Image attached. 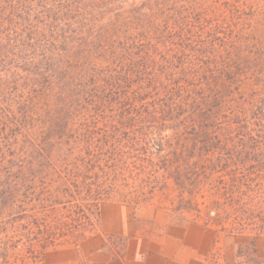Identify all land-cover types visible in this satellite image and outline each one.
I'll list each match as a JSON object with an SVG mask.
<instances>
[{"label":"trees","instance_id":"trees-1","mask_svg":"<svg viewBox=\"0 0 264 264\" xmlns=\"http://www.w3.org/2000/svg\"><path fill=\"white\" fill-rule=\"evenodd\" d=\"M259 1L0 0V264H39L97 233L103 203L172 188L212 196L205 217L264 264Z\"/></svg>","mask_w":264,"mask_h":264},{"label":"rangeland","instance_id":"rangeland-1","mask_svg":"<svg viewBox=\"0 0 264 264\" xmlns=\"http://www.w3.org/2000/svg\"><path fill=\"white\" fill-rule=\"evenodd\" d=\"M252 28L255 37L264 44V0L256 6ZM259 189L255 202L257 207L264 208V182ZM177 194L173 188L158 191L150 202L138 206L103 203L99 209L100 230L97 233L82 244L49 249L39 264H109L108 257L120 260L127 251L182 259L188 250L193 256L196 254L190 264H246L245 257L252 241L250 233H230L222 224L217 226V220L205 217L203 198L199 197L194 206L181 201ZM211 198L206 197V203L212 207L211 215L214 216L218 208L216 204L211 206ZM112 205L120 206V210L111 208ZM196 207L198 212L194 210ZM118 212L125 234L115 235L110 231L114 225L113 214ZM206 243L211 244V249L205 254ZM256 249V255L264 258V236L258 238Z\"/></svg>","mask_w":264,"mask_h":264},{"label":"crops","instance_id":"crops-1","mask_svg":"<svg viewBox=\"0 0 264 264\" xmlns=\"http://www.w3.org/2000/svg\"><path fill=\"white\" fill-rule=\"evenodd\" d=\"M111 208L118 211L120 210L119 209L120 206H116V205H112ZM113 223L114 225L110 233L115 235L125 234V227L123 226L122 218L119 212L117 214L116 213L113 214ZM87 239H85L82 243H84ZM210 249H211V244L206 243L204 248V253L205 254L208 253ZM193 258H196V254L193 256L191 250L186 251L185 258L182 259L174 258L173 256L167 258L165 255L163 254L161 255L158 253L146 254L138 251H134L130 253L127 251L125 256L120 260L108 257V263L109 264H190ZM131 261L133 263H131Z\"/></svg>","mask_w":264,"mask_h":264}]
</instances>
